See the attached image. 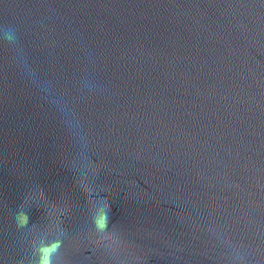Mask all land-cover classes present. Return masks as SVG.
<instances>
[{
	"label": "water",
	"instance_id": "95a60500",
	"mask_svg": "<svg viewBox=\"0 0 264 264\" xmlns=\"http://www.w3.org/2000/svg\"><path fill=\"white\" fill-rule=\"evenodd\" d=\"M57 239L264 264V0H0V264Z\"/></svg>",
	"mask_w": 264,
	"mask_h": 264
},
{
	"label": "clouds",
	"instance_id": "9594fccd",
	"mask_svg": "<svg viewBox=\"0 0 264 264\" xmlns=\"http://www.w3.org/2000/svg\"><path fill=\"white\" fill-rule=\"evenodd\" d=\"M17 222L19 225L23 226L28 223L27 213H17ZM94 221L96 227L103 231L108 226V211H97ZM61 240L57 239L51 241L50 243H41L37 247V252L39 253V258L37 264H52L53 254L59 249Z\"/></svg>",
	"mask_w": 264,
	"mask_h": 264
}]
</instances>
